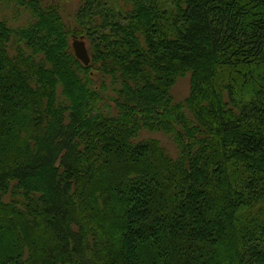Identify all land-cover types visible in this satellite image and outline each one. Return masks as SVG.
<instances>
[{
	"label": "trees",
	"instance_id": "16d2710c",
	"mask_svg": "<svg viewBox=\"0 0 264 264\" xmlns=\"http://www.w3.org/2000/svg\"><path fill=\"white\" fill-rule=\"evenodd\" d=\"M62 2L0 0V264H264V0Z\"/></svg>",
	"mask_w": 264,
	"mask_h": 264
},
{
	"label": "rangeland",
	"instance_id": "374dc122",
	"mask_svg": "<svg viewBox=\"0 0 264 264\" xmlns=\"http://www.w3.org/2000/svg\"><path fill=\"white\" fill-rule=\"evenodd\" d=\"M77 4H78V0H63L62 2V7L65 8L67 14L72 13L76 8H77ZM19 11L15 10V8L11 5H4L0 3V19L7 17L8 19L12 20L14 17L18 18L19 23H23L26 18H27V14L23 11L20 14ZM68 15L65 16L66 21L69 22ZM190 91V76H184L179 78V80L177 81V84L175 85V87L173 88V96L175 98L176 101H182L185 97H187V95L189 94ZM142 137L144 138H157L159 139L164 145L167 146V148L175 155L176 151H175V146L172 142V140L162 134V133H152V132H144L142 134Z\"/></svg>",
	"mask_w": 264,
	"mask_h": 264
},
{
	"label": "water",
	"instance_id": "95a60500",
	"mask_svg": "<svg viewBox=\"0 0 264 264\" xmlns=\"http://www.w3.org/2000/svg\"><path fill=\"white\" fill-rule=\"evenodd\" d=\"M72 46L76 57L81 60L86 66L89 65L91 58L84 38L74 37Z\"/></svg>",
	"mask_w": 264,
	"mask_h": 264
}]
</instances>
